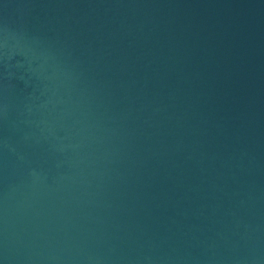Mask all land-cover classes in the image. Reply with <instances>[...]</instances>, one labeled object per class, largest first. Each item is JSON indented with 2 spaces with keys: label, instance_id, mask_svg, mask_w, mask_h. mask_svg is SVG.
Returning <instances> with one entry per match:
<instances>
[{
  "label": "water",
  "instance_id": "obj_1",
  "mask_svg": "<svg viewBox=\"0 0 264 264\" xmlns=\"http://www.w3.org/2000/svg\"><path fill=\"white\" fill-rule=\"evenodd\" d=\"M0 264H264V0H0Z\"/></svg>",
  "mask_w": 264,
  "mask_h": 264
}]
</instances>
